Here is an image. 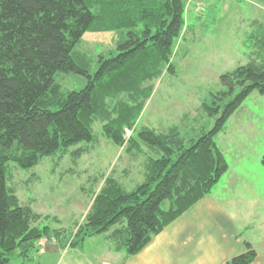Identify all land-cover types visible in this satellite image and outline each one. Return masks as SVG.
Returning <instances> with one entry per match:
<instances>
[{"label": "trees", "instance_id": "1", "mask_svg": "<svg viewBox=\"0 0 264 264\" xmlns=\"http://www.w3.org/2000/svg\"><path fill=\"white\" fill-rule=\"evenodd\" d=\"M184 0H0V264L28 258L43 239L61 249L88 237L106 235L126 257L141 252L213 189L229 171L215 138L253 93L264 95V24L249 35V62L221 77L225 89L202 110L216 119L198 139L187 140L179 126L167 132L134 131L153 82L175 72L173 55L185 27ZM119 32L117 55L99 56L98 70L76 50L87 32ZM75 73L88 79L79 91L64 93L55 77ZM118 146L150 149L145 181L131 191L109 178L95 196L86 223L71 243L61 232L34 224L39 216L22 206L7 186V167L23 169L44 157L66 155L81 143H96L94 125ZM87 151L73 152L79 158ZM264 166V157L262 159ZM229 264H253L257 251Z\"/></svg>", "mask_w": 264, "mask_h": 264}, {"label": "rangeland", "instance_id": "2", "mask_svg": "<svg viewBox=\"0 0 264 264\" xmlns=\"http://www.w3.org/2000/svg\"><path fill=\"white\" fill-rule=\"evenodd\" d=\"M184 1L186 23L174 48L175 72L165 71L153 82V92L137 121L135 132L127 131V139L135 135L142 145L137 135L144 127L167 132L171 127L179 126L188 141L210 131L216 119L209 117L202 105L209 103L213 94L225 89L221 81L223 75L249 62L247 38L257 30L258 23L264 24V0ZM120 38L121 33L115 31L87 32L76 50L91 59L94 74L100 55L108 58L117 55ZM55 79L64 93L82 90L88 84L86 77L75 73L58 72ZM93 129L98 136L96 143H81L66 155L58 152L44 157L30 169H23L13 162L7 167L10 192L22 206L30 207L39 216L34 224L48 225L61 232L63 243L75 239L79 228L86 223L95 196L109 178L115 179L127 191L142 184L146 178L149 148L143 146L142 151H138L137 148L130 150L127 144L116 145L105 135L101 123H96ZM215 142L229 164L230 181L240 179L239 183L264 186V95L253 92L229 119ZM80 148H87V151L75 158L73 152ZM225 180L222 179L221 185ZM257 192L255 195L260 201L250 217L255 236L264 234V192ZM218 193L227 199V192L221 190ZM104 236L88 237L85 248L93 243L99 250L106 242ZM57 240L54 238L52 242L58 243ZM36 247L28 258L16 256L12 263L32 259V264H43L41 242Z\"/></svg>", "mask_w": 264, "mask_h": 264}, {"label": "crops", "instance_id": "3", "mask_svg": "<svg viewBox=\"0 0 264 264\" xmlns=\"http://www.w3.org/2000/svg\"><path fill=\"white\" fill-rule=\"evenodd\" d=\"M229 172L230 167L223 176L224 185L222 178L212 193L169 224L136 255L126 257L116 252L104 235L100 236L106 242L99 250L93 243L85 248L86 240L76 248L53 250L42 240L43 264H229L247 251L246 243L257 251L253 264H264V234L255 236L250 225L251 211L260 201L255 194L264 192V186L239 183L240 179L230 181ZM221 190L228 193L227 199L220 196Z\"/></svg>", "mask_w": 264, "mask_h": 264}, {"label": "water", "instance_id": "4", "mask_svg": "<svg viewBox=\"0 0 264 264\" xmlns=\"http://www.w3.org/2000/svg\"><path fill=\"white\" fill-rule=\"evenodd\" d=\"M43 240H46V243H48V246L51 249H53V250H59V248H60L59 244L50 243L49 240H47V239H43Z\"/></svg>", "mask_w": 264, "mask_h": 264}]
</instances>
